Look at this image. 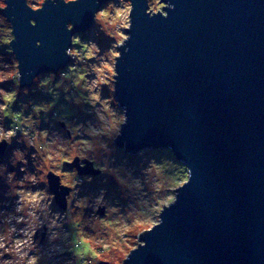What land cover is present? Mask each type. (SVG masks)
I'll return each instance as SVG.
<instances>
[{
	"label": "water",
	"instance_id": "obj_1",
	"mask_svg": "<svg viewBox=\"0 0 264 264\" xmlns=\"http://www.w3.org/2000/svg\"><path fill=\"white\" fill-rule=\"evenodd\" d=\"M106 2L32 13L12 0L3 15L17 38L22 88L68 66L70 38L88 31ZM132 2L115 94L128 123L117 145L171 148L192 176L126 264H264V0H162L175 5L166 20L149 19L145 0ZM89 173L90 165L81 175ZM50 180L63 209L66 190Z\"/></svg>",
	"mask_w": 264,
	"mask_h": 264
},
{
	"label": "clouds",
	"instance_id": "obj_2",
	"mask_svg": "<svg viewBox=\"0 0 264 264\" xmlns=\"http://www.w3.org/2000/svg\"><path fill=\"white\" fill-rule=\"evenodd\" d=\"M11 2L0 0V13ZM80 2L24 0L32 13L48 4ZM145 3L149 19L166 20L175 11L162 0ZM133 12L132 0H107L88 32L70 38L65 55L72 64L58 79L56 73L33 77L32 88H21L11 47L17 38L0 14V48L6 49L0 54V145L10 149L0 162V264H126L146 247L141 237L162 226V214L189 185L191 170L176 162L171 148L132 155L117 145L128 123L127 108L115 98L117 64L120 49L128 51L131 36L125 33L131 32ZM73 29L67 25L68 32ZM102 37L111 41L106 48ZM9 56L11 63L5 62ZM8 84L10 89L3 87ZM37 93L50 99H20ZM89 165L98 175H81ZM50 177L58 191L66 190L63 209Z\"/></svg>",
	"mask_w": 264,
	"mask_h": 264
},
{
	"label": "rangeland",
	"instance_id": "obj_3",
	"mask_svg": "<svg viewBox=\"0 0 264 264\" xmlns=\"http://www.w3.org/2000/svg\"><path fill=\"white\" fill-rule=\"evenodd\" d=\"M107 3V2H106ZM106 3L103 5V6H106ZM0 14H2L3 15V13H0ZM88 31H86V32H80V33H78V34H82V33H87ZM126 34V33H125ZM82 38H84V37H82ZM100 43V46L102 47V48H106V47H108L109 45H110V43H111V41H108V40H106V39H104L103 37H102V39H101V41L99 42ZM4 48H0V54H5L6 53V50L4 49ZM11 59H12V57L11 56H9V57H7V59H6V61L5 62H7V63H11ZM70 64H72V61L70 60L69 61V64L68 65H70ZM61 70H66V67H64V68H62V69H60L56 74H57V79L59 78V72L61 71ZM49 72H45V73H43V74H41L40 76H43V75H47ZM3 87H5L6 89H10V87H11V85L10 84H8V85H4ZM32 87H34V85L32 84L31 86H29V87H24V88H32ZM22 88V87H21ZM104 96L105 97H107L108 96V92H107V89H105V91H104ZM35 99L36 101H37V103H39L41 100H49L50 98L49 97H43V96H41L39 93H37L34 97H28V98H25V97H23V95H21V97H20V99L21 100H26V99ZM61 103H63V100H61ZM14 111H19V108L18 107H16V108H14ZM62 127V126H61ZM13 147H16V145L14 144L13 145ZM119 147V146H118ZM121 148H124L123 146H120ZM7 149H9V148H7ZM125 149V151L127 152V153H129L127 150H126V148H124ZM149 150H152V151H155V150H157V149H149ZM161 150V149H160ZM9 152H10V150H9ZM131 154L132 155H135L136 153H134V152H131ZM6 162V161H5ZM176 162H178V163H180L181 165H183L178 159H176ZM11 170V169H10ZM84 175H93V176H96V175H98L97 173L96 174H93V173H89V174H84ZM93 188H95L96 187V185H93L92 186ZM114 187V186H113ZM103 214V212L101 211V215ZM141 241H142V239H141Z\"/></svg>",
	"mask_w": 264,
	"mask_h": 264
},
{
	"label": "flooded vegetation",
	"instance_id": "obj_4",
	"mask_svg": "<svg viewBox=\"0 0 264 264\" xmlns=\"http://www.w3.org/2000/svg\"><path fill=\"white\" fill-rule=\"evenodd\" d=\"M9 150H10V149H6V150H5L4 154L0 157V162H5V161H6L7 156H8V154H9Z\"/></svg>",
	"mask_w": 264,
	"mask_h": 264
},
{
	"label": "trees",
	"instance_id": "obj_5",
	"mask_svg": "<svg viewBox=\"0 0 264 264\" xmlns=\"http://www.w3.org/2000/svg\"><path fill=\"white\" fill-rule=\"evenodd\" d=\"M4 49H5V48H4ZM4 49H3V50H4ZM5 50H6V49H5Z\"/></svg>",
	"mask_w": 264,
	"mask_h": 264
}]
</instances>
